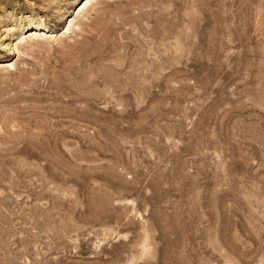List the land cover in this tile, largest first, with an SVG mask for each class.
Listing matches in <instances>:
<instances>
[{
    "label": "rangeland",
    "instance_id": "obj_1",
    "mask_svg": "<svg viewBox=\"0 0 264 264\" xmlns=\"http://www.w3.org/2000/svg\"><path fill=\"white\" fill-rule=\"evenodd\" d=\"M87 1L0 0V264H264V0Z\"/></svg>",
    "mask_w": 264,
    "mask_h": 264
},
{
    "label": "bare ground",
    "instance_id": "obj_2",
    "mask_svg": "<svg viewBox=\"0 0 264 264\" xmlns=\"http://www.w3.org/2000/svg\"><path fill=\"white\" fill-rule=\"evenodd\" d=\"M90 2V0H88L85 4H84V7ZM73 19L69 22V27L67 28L68 30L71 29L72 26H74V23H73ZM32 25L35 26V28L33 29H30L29 30V36L30 37H33V36H42L44 34H46L45 32V29H43V24L39 23V22H34Z\"/></svg>",
    "mask_w": 264,
    "mask_h": 264
}]
</instances>
